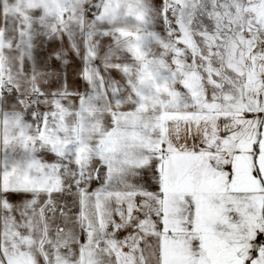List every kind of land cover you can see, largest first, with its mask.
Masks as SVG:
<instances>
[{
    "label": "snow or ice",
    "instance_id": "6c2138e0",
    "mask_svg": "<svg viewBox=\"0 0 264 264\" xmlns=\"http://www.w3.org/2000/svg\"><path fill=\"white\" fill-rule=\"evenodd\" d=\"M80 17L39 38L45 83L0 63V264H264V0Z\"/></svg>",
    "mask_w": 264,
    "mask_h": 264
},
{
    "label": "rangeland",
    "instance_id": "374dc122",
    "mask_svg": "<svg viewBox=\"0 0 264 264\" xmlns=\"http://www.w3.org/2000/svg\"><path fill=\"white\" fill-rule=\"evenodd\" d=\"M66 1L69 2L70 10H63L65 17H71L74 22H82L83 26L88 27L89 22L87 20L81 21L80 17V12L82 11L80 5L84 6L86 0H75L73 3L71 0H65L60 3V8H64V2ZM129 3L130 0H120L121 6L126 7ZM36 4L37 0H0V63L11 65L13 71L19 68L21 60L29 64V76L25 77L21 74L17 78L18 83L30 84L42 79L44 65L39 64L38 61L33 59L38 45L43 42L39 38L45 35L50 36L61 24L59 19L40 20L39 16L42 8H35L37 6ZM54 5L57 4L54 3ZM50 10L54 11L53 8ZM6 19L7 29H5ZM108 27L112 29L111 21H109ZM112 30L128 32L135 31V27L132 25H124L117 26ZM21 36L25 37L23 41H20ZM30 41H36V44H30ZM89 43H92V41L89 40ZM160 43L161 40L159 38L155 39L152 46L146 50L145 55L151 56L154 54ZM102 47L107 50V53L101 55L100 60L102 63H109L111 66V62L106 59V56L110 55L115 57L118 54L117 46L105 42L102 44ZM54 75L51 78H54Z\"/></svg>",
    "mask_w": 264,
    "mask_h": 264
},
{
    "label": "crops",
    "instance_id": "0c3cea01",
    "mask_svg": "<svg viewBox=\"0 0 264 264\" xmlns=\"http://www.w3.org/2000/svg\"><path fill=\"white\" fill-rule=\"evenodd\" d=\"M62 1H65V0H37V4H36L37 6L35 8H42V11L40 12V16H39L40 20L59 19V21L61 22V17H65V12L63 10L64 9H66L65 11L70 10V5L68 1L64 2L63 9L60 8L59 5ZM71 1L72 3L73 1L75 2V0H71ZM54 3H56L57 5H54ZM80 7L83 8L84 6L80 5ZM51 8H53L54 11L50 10ZM82 8L80 9L82 10ZM38 82L42 84L45 83L43 78L40 79Z\"/></svg>",
    "mask_w": 264,
    "mask_h": 264
}]
</instances>
